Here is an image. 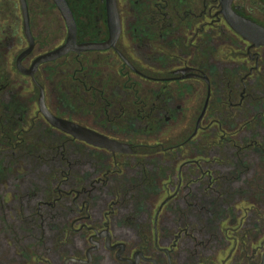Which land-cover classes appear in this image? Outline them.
<instances>
[{
    "label": "flooded vegetation",
    "instance_id": "af4514ba",
    "mask_svg": "<svg viewBox=\"0 0 264 264\" xmlns=\"http://www.w3.org/2000/svg\"><path fill=\"white\" fill-rule=\"evenodd\" d=\"M66 2L78 44L108 42L107 0ZM117 5L114 45L33 69L66 23L53 0H0V264H260L264 210L238 206L264 202V47L221 0ZM232 9L264 27V0ZM169 114L177 142L150 145Z\"/></svg>",
    "mask_w": 264,
    "mask_h": 264
},
{
    "label": "water",
    "instance_id": "95a60500",
    "mask_svg": "<svg viewBox=\"0 0 264 264\" xmlns=\"http://www.w3.org/2000/svg\"><path fill=\"white\" fill-rule=\"evenodd\" d=\"M58 11L60 12L63 20L66 23L68 29V37L64 45L55 51L40 57L35 61L33 69H36L39 64L44 62L53 61L67 55L70 52H85L90 50H105L110 48L116 43L121 33L120 15L118 11L117 0H107V20L110 30V38L106 43H90V44H78L77 43V25L74 18V14L69 8L66 0H53ZM234 0H221V14H223L226 22L231 29L241 36L244 40L248 41L252 47H264V27L259 24L244 18L234 12L232 4ZM24 22L27 36L32 43V38L29 32V14L24 9ZM18 60V63L21 61ZM43 106V105H42ZM47 118L59 129L72 133L76 138L83 140L93 146L114 149L119 146L115 141H111L102 135H99L93 131L79 127L74 123L56 118L46 114ZM260 264H264V254Z\"/></svg>",
    "mask_w": 264,
    "mask_h": 264
},
{
    "label": "rangeland",
    "instance_id": "374dc122",
    "mask_svg": "<svg viewBox=\"0 0 264 264\" xmlns=\"http://www.w3.org/2000/svg\"><path fill=\"white\" fill-rule=\"evenodd\" d=\"M52 14H54L58 20H62V17L60 16L59 12L57 11L52 12ZM49 16H50L49 12H44L45 20L48 19ZM167 117L169 118V120L166 121L165 120L166 118L164 116L165 121H164L163 128L162 130H159L158 132H156L158 133V136L153 135V138L149 141L150 145L155 146L157 143H159L157 147L164 146V148H169L172 146V144L177 142L178 137L180 136L184 128H182V125L178 123L179 118L177 117V114H174L173 116L169 114ZM170 154H171L170 152H167L165 154L167 159L169 158ZM163 162L166 163L167 160ZM253 196L254 197L251 199V202H248V200L246 201L245 199L244 201L240 202L238 207L241 209H245V208L249 209V208L255 207V208L264 210V202L260 201L259 198H256L255 195Z\"/></svg>",
    "mask_w": 264,
    "mask_h": 264
}]
</instances>
